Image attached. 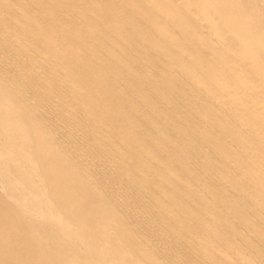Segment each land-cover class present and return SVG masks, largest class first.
Masks as SVG:
<instances>
[{"label": "bare ground", "instance_id": "obj_1", "mask_svg": "<svg viewBox=\"0 0 264 264\" xmlns=\"http://www.w3.org/2000/svg\"><path fill=\"white\" fill-rule=\"evenodd\" d=\"M0 264H264V0H0Z\"/></svg>", "mask_w": 264, "mask_h": 264}]
</instances>
